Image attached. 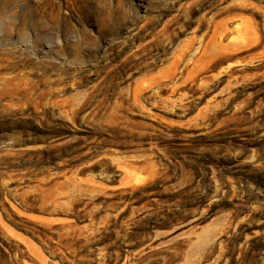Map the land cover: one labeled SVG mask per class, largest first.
I'll list each match as a JSON object with an SVG mask.
<instances>
[{
    "label": "rangeland",
    "instance_id": "rangeland-1",
    "mask_svg": "<svg viewBox=\"0 0 264 264\" xmlns=\"http://www.w3.org/2000/svg\"><path fill=\"white\" fill-rule=\"evenodd\" d=\"M0 264H264V0H0Z\"/></svg>",
    "mask_w": 264,
    "mask_h": 264
}]
</instances>
